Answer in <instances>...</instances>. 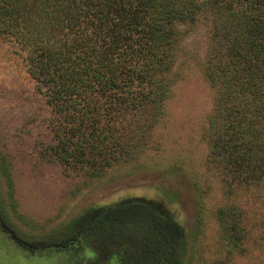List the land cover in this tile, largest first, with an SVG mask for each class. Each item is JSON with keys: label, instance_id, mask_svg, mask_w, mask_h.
<instances>
[{"label": "trees", "instance_id": "1", "mask_svg": "<svg viewBox=\"0 0 264 264\" xmlns=\"http://www.w3.org/2000/svg\"><path fill=\"white\" fill-rule=\"evenodd\" d=\"M201 17L213 28L205 67L216 94L207 131L212 154L231 188L262 183L264 0H0V36L26 53L51 108L53 157L103 173L136 155L142 120L164 114L184 37L179 26ZM240 218L237 208L218 211L221 238L234 248L244 239ZM0 221L26 243L1 214ZM56 239L30 245L70 250L82 241L92 264L188 258L185 228L164 202L143 197L90 209Z\"/></svg>", "mask_w": 264, "mask_h": 264}, {"label": "rangeland", "instance_id": "2", "mask_svg": "<svg viewBox=\"0 0 264 264\" xmlns=\"http://www.w3.org/2000/svg\"><path fill=\"white\" fill-rule=\"evenodd\" d=\"M179 28L184 37L163 116L142 120L141 149L103 173L53 157L51 108L28 72L26 53L0 36V214L26 242L0 221V264H92L82 241L70 250L30 243L46 245L88 210L132 197L171 210L189 235L185 264H264V181L231 188L207 132L216 97L205 74L212 24L201 17ZM221 208L240 213L238 247L221 238ZM110 264L124 263L114 257Z\"/></svg>", "mask_w": 264, "mask_h": 264}, {"label": "flooded vegetation", "instance_id": "3", "mask_svg": "<svg viewBox=\"0 0 264 264\" xmlns=\"http://www.w3.org/2000/svg\"><path fill=\"white\" fill-rule=\"evenodd\" d=\"M2 223V222H1ZM14 236V235H13Z\"/></svg>", "mask_w": 264, "mask_h": 264}]
</instances>
